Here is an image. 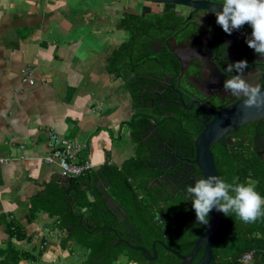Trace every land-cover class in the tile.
<instances>
[{
	"label": "crops",
	"instance_id": "obj_1",
	"mask_svg": "<svg viewBox=\"0 0 264 264\" xmlns=\"http://www.w3.org/2000/svg\"><path fill=\"white\" fill-rule=\"evenodd\" d=\"M159 9L124 0H0V263L13 254L17 264L76 259L79 240L67 239L72 228L62 230L45 204L70 185L43 161L50 133L79 143L78 159L95 166L66 189L72 210L90 215L99 180L119 200L101 174L138 166L128 80L138 76L142 52L139 36L131 37L170 8ZM27 70L33 85L23 82Z\"/></svg>",
	"mask_w": 264,
	"mask_h": 264
},
{
	"label": "flooded vegetation",
	"instance_id": "obj_2",
	"mask_svg": "<svg viewBox=\"0 0 264 264\" xmlns=\"http://www.w3.org/2000/svg\"><path fill=\"white\" fill-rule=\"evenodd\" d=\"M210 1L223 3V0ZM179 14L159 13L149 26L138 28L146 44V52L137 62L138 119L141 115L148 116L150 126L138 139V170L131 184L138 185V200L142 205L159 206L162 210L172 201L193 209L187 188L202 179L194 163V142L215 113L245 98L224 91V81L239 74L228 72L227 66L247 61L243 78L264 89V64L260 62L264 57L246 43L252 32L250 25L228 35L217 25L216 16L204 19V15L194 14L189 18L191 10ZM228 139L229 144L221 139L211 146L215 165L213 147L220 144L228 150L232 147L229 151L237 154L240 163L243 160L252 163L251 171L264 173V162L260 158L264 156V119L238 128ZM146 180L148 189L143 190L141 186ZM113 198L127 214L119 220L108 210L117 221L110 228L114 231L108 232L113 234L111 241L127 249L116 263L167 264L165 260L170 253L164 246L178 250V245L169 238L170 233L151 231L145 236L130 221L128 210ZM153 248L156 259L151 260ZM128 250L140 257L138 262L127 258ZM162 250L166 253L161 254Z\"/></svg>",
	"mask_w": 264,
	"mask_h": 264
},
{
	"label": "trees",
	"instance_id": "obj_3",
	"mask_svg": "<svg viewBox=\"0 0 264 264\" xmlns=\"http://www.w3.org/2000/svg\"><path fill=\"white\" fill-rule=\"evenodd\" d=\"M138 36V30H134L133 37H131L132 42L135 38L138 39ZM130 47L128 46V48ZM137 48L138 53L140 51L143 54L146 52L144 42L138 40ZM128 82L133 99L138 107V76L132 75ZM136 114V119L131 122V126L133 127L132 138L138 145V139L140 140V135L150 126V121L148 116L141 115L138 119V111ZM213 149L218 177L224 179L227 183H232L235 178H239L238 182L240 183L251 182L255 185V190L261 197H264V173L251 171L254 169L253 164L248 163L246 160L240 163L237 154L231 153L225 145L217 144ZM137 170L138 166L133 169L127 168L124 172H117L108 167L104 168L101 176L102 179H108L113 186L115 185L116 192L120 193V204L128 210L130 221L139 232L146 236L148 232L151 234V231H168L170 240H174L175 244L178 245V253L181 255L189 254L194 242L202 234L206 225L199 223L194 208L189 209L184 203L179 204L172 201L168 204L166 211L159 206L149 205L146 207L142 205V202L138 200V185L134 187L127 180L130 175L135 176ZM77 180L73 179L70 185L77 187ZM147 182L148 180L143 182L141 186L143 190L148 189ZM70 185L56 193H51V197L49 200L47 199L45 204L50 209V216L59 220L62 230L67 231L68 228H72L67 239L76 240L77 238L80 241V243L78 241V244L87 248L88 253L84 264H117L118 256L127 249L124 246L119 247L113 244L111 241L113 234L107 232L117 223L115 217L106 209L104 201L101 200V194L95 187V200L86 203V206L91 210L90 215L84 217V214L72 210L70 201L65 194ZM40 201L41 199L37 203L34 202L33 211L40 208ZM157 217H161L160 221L157 220ZM93 223H96V225L93 226ZM89 226L92 228H89ZM83 234L90 238L93 236V240H86L83 238ZM249 251H254V256L248 264H264V217L258 218L255 223H244L234 213H229V216H226L221 212L220 230L213 245V260L210 264H241L240 258ZM164 253L166 252L162 250L161 254ZM126 256L129 260H136V262L140 259L131 251ZM167 256L165 260L167 264H178L180 262L171 253ZM201 257L202 251L198 253L193 263L198 262ZM18 261L19 256L13 254L9 260L0 264H17Z\"/></svg>",
	"mask_w": 264,
	"mask_h": 264
},
{
	"label": "clouds",
	"instance_id": "obj_4",
	"mask_svg": "<svg viewBox=\"0 0 264 264\" xmlns=\"http://www.w3.org/2000/svg\"><path fill=\"white\" fill-rule=\"evenodd\" d=\"M222 10L213 9L217 24L231 35L244 25L251 26V36L246 40L249 48L264 57V0H223ZM248 67L247 61H238L227 66L228 72L239 73L224 81V91L232 96L247 97L245 107H264V95L259 84L249 83L243 78ZM235 178L232 183L218 176H208L196 180L187 188L193 202L197 221L207 225L209 213L215 208L226 216L234 213L244 223H255L264 217V197L255 190L251 182L240 183ZM23 264V262H21Z\"/></svg>",
	"mask_w": 264,
	"mask_h": 264
},
{
	"label": "water",
	"instance_id": "obj_5",
	"mask_svg": "<svg viewBox=\"0 0 264 264\" xmlns=\"http://www.w3.org/2000/svg\"><path fill=\"white\" fill-rule=\"evenodd\" d=\"M127 2H135L141 7L144 6H154L157 9L169 7V12L177 14L178 12H184V10H191V15H196L198 17L203 16L204 19L208 16H215L213 9L222 10L221 2H212L210 0H124ZM196 19V17H195ZM218 25V24H217ZM248 25V24H247ZM200 29V28H198ZM208 32L207 29H204ZM216 32V30H214ZM214 32V33H215ZM195 36V35H194ZM191 37L188 35V38ZM257 54V53H256ZM264 64V61H260ZM262 95H264V89L261 90ZM247 97L233 103L232 105L226 107L218 113L213 115L212 120L204 125L203 130L197 136L194 142L195 148V160L194 163L200 171L201 178H206L208 176H218L215 160L213 153L211 151V146L221 139H225L229 144L230 141L228 136L235 132L238 128L243 127L247 124L256 122L258 120L264 119V107L261 108H247L245 107V100ZM232 151L233 148L229 147ZM260 158L264 162V156L260 155ZM71 184L72 180H68ZM97 188L101 193V199L105 202L108 210L117 215V218L121 220L127 214L123 208L119 207L118 202H116L109 194L106 192L105 187H102V182L99 180L96 184ZM68 192V191H67ZM191 205L190 207H192ZM209 223L202 234L194 242V246L191 252L187 255H181L177 251L164 246V249L169 253L173 254L176 258L180 260L179 264H210L213 260V245L217 238L221 225V212L217 211L215 208L209 213L208 217ZM114 231L108 229L107 232ZM202 251L201 259L193 263L198 253ZM154 257L151 260L156 259V251L153 248ZM148 254V253H146Z\"/></svg>",
	"mask_w": 264,
	"mask_h": 264
},
{
	"label": "built area",
	"instance_id": "obj_6",
	"mask_svg": "<svg viewBox=\"0 0 264 264\" xmlns=\"http://www.w3.org/2000/svg\"><path fill=\"white\" fill-rule=\"evenodd\" d=\"M31 71L27 70L23 82L33 85L30 78ZM49 152L43 158L45 164L55 165L60 175L65 179H75L83 176L95 166L88 160H79L82 146L76 141L61 140L55 133H50L48 138ZM3 160L0 159V162ZM254 251L246 252L241 258V264H248L252 261Z\"/></svg>",
	"mask_w": 264,
	"mask_h": 264
},
{
	"label": "rangeland",
	"instance_id": "obj_7",
	"mask_svg": "<svg viewBox=\"0 0 264 264\" xmlns=\"http://www.w3.org/2000/svg\"><path fill=\"white\" fill-rule=\"evenodd\" d=\"M150 18L146 19V22L143 24L144 27L146 26H149V24L147 25L146 23H149ZM152 30V29H151ZM139 41L143 42L144 40V37H140L139 35ZM120 201H121V198H120ZM83 238H85L86 240L90 241V240H93L92 237H87L85 234H83ZM96 237V236H95ZM83 250V251H82ZM87 248L85 247H82L81 245H77V250H76V259H73L72 262L70 264H84V261L86 260V257H87Z\"/></svg>",
	"mask_w": 264,
	"mask_h": 264
}]
</instances>
